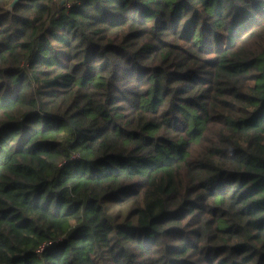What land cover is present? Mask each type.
<instances>
[{
  "label": "trees",
  "instance_id": "obj_1",
  "mask_svg": "<svg viewBox=\"0 0 264 264\" xmlns=\"http://www.w3.org/2000/svg\"><path fill=\"white\" fill-rule=\"evenodd\" d=\"M0 0V264H264V0Z\"/></svg>",
  "mask_w": 264,
  "mask_h": 264
},
{
  "label": "water",
  "instance_id": "obj_2",
  "mask_svg": "<svg viewBox=\"0 0 264 264\" xmlns=\"http://www.w3.org/2000/svg\"><path fill=\"white\" fill-rule=\"evenodd\" d=\"M18 0H12L10 3H8L5 7L6 11H11L14 7V5L17 3Z\"/></svg>",
  "mask_w": 264,
  "mask_h": 264
}]
</instances>
